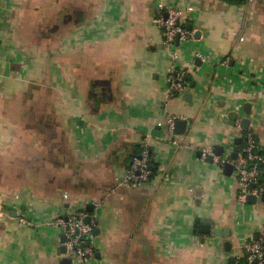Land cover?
Segmentation results:
<instances>
[{"label":"crops","instance_id":"0c3cea01","mask_svg":"<svg viewBox=\"0 0 264 264\" xmlns=\"http://www.w3.org/2000/svg\"><path fill=\"white\" fill-rule=\"evenodd\" d=\"M160 3L192 25L177 41L192 71L183 95L168 88ZM249 132L264 145V0H0V264H64L51 222L77 209L97 216L87 264H232L241 231L264 228V202L243 213L235 169L202 151L231 155ZM145 136L154 174L132 186Z\"/></svg>","mask_w":264,"mask_h":264},{"label":"built area","instance_id":"2783aa9c","mask_svg":"<svg viewBox=\"0 0 264 264\" xmlns=\"http://www.w3.org/2000/svg\"><path fill=\"white\" fill-rule=\"evenodd\" d=\"M158 9L159 14L156 21L162 28L165 42L171 48L174 61L168 76V88L172 95H183L188 87V77L192 71L184 65L177 64L176 60L179 57L177 41L180 43L188 40L192 36V31L184 25L182 21L184 10L179 6H167L160 3ZM224 62L228 63V60ZM167 120L170 134L174 137L177 117L170 115ZM236 129L238 132L246 130L241 118L236 119ZM243 138H245V143L238 147L236 158L230 159L227 153L223 156L217 155L214 148L203 149L202 157L206 160L212 156L217 165L232 162L239 185L237 199L244 213L245 206L251 203L248 201L249 196L260 198L264 194V145L251 132ZM153 158L151 138L145 136L141 143L139 156L135 157L131 165L127 167L125 182L132 186L149 183L153 173ZM5 214L6 211L0 197V218ZM243 218L239 219V225L241 222L244 223ZM18 221L24 225L31 223L24 212L19 214ZM51 225L58 229L61 236L66 237V240L62 241V245L66 247L64 255L71 258L74 263L87 264L95 258L96 249L93 243L97 227L95 213L92 214L84 209L69 210L66 214L56 216ZM257 232L258 237L255 238L243 235L241 231L243 252L233 257L232 264H264V228H259Z\"/></svg>","mask_w":264,"mask_h":264},{"label":"water","instance_id":"95a60500","mask_svg":"<svg viewBox=\"0 0 264 264\" xmlns=\"http://www.w3.org/2000/svg\"><path fill=\"white\" fill-rule=\"evenodd\" d=\"M189 30H191L192 29V25H189ZM191 86H193V84L191 85ZM185 96L188 98V97H191V93H189V92H186L185 93ZM251 104L250 103H248V104H246V111H247V113H251ZM242 124H243V126L244 127H246V128H249V126H250V119H248V118H244L243 119V121H242ZM186 127H187V122L186 121H184V120H178L177 121V123H176V133H178V134H183L184 132H185V130H186ZM224 151H225V147H223L222 145H216V151H215V153L217 154V155H222L223 153H224ZM232 158H236L237 156H238V153H237V151H235V152H233V153H231V155H230ZM208 160L209 161H211V162H213V157L212 156H210L209 158H208ZM233 169H234V166H233V164H231V163H229V162H227L226 164H225V172H232L233 171ZM248 201L249 202H251V203H257V202H264V194L262 195V197H260V198H257V197H255V196H249L248 197ZM90 209H92L93 208V206L92 205H90V206H88ZM22 209H25V207H22ZM14 214L16 215L17 213L16 212H14ZM208 224L209 223H211V221H206ZM209 227V226H208ZM206 231H207V226H206V229H205ZM98 232V229L96 228L95 229V233H97ZM215 235L216 236H218V237H226V238H229L230 236H231V229L230 228H226V229H216L215 230ZM258 237V232L255 234V238H257ZM66 240V237L63 235L62 236V241H65ZM225 248H226V250H228V251H230L231 250V248H232V242L230 241V240H228V241H226V243H225ZM62 251L63 252H66V247H65V245H63L62 246ZM63 263L64 264H70L71 263V259L70 258H64L63 259Z\"/></svg>","mask_w":264,"mask_h":264},{"label":"trees","instance_id":"16d2710c","mask_svg":"<svg viewBox=\"0 0 264 264\" xmlns=\"http://www.w3.org/2000/svg\"><path fill=\"white\" fill-rule=\"evenodd\" d=\"M188 79H189V81H191V77H190V76L188 77ZM244 143H245V138H242V139H241V143H239L238 147L241 146V145L244 144ZM140 151H141V146L139 147V151L137 152V155H136L135 157H138V156H139ZM135 157H134V158H135ZM134 158H133V160H134ZM133 160H131V161L129 162L128 166L131 165V163H132ZM152 164H153V163H152ZM153 174H154V171H153V173H152V176H153ZM152 176H151V177H152Z\"/></svg>","mask_w":264,"mask_h":264}]
</instances>
